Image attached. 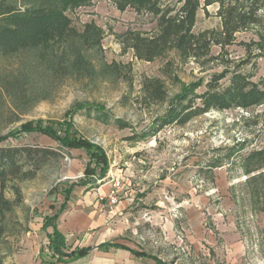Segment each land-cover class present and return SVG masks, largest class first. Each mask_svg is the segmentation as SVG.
<instances>
[{"label":"rangeland","instance_id":"obj_1","mask_svg":"<svg viewBox=\"0 0 264 264\" xmlns=\"http://www.w3.org/2000/svg\"><path fill=\"white\" fill-rule=\"evenodd\" d=\"M217 9L218 4L207 6L208 13L200 8L194 31H219ZM68 14L80 32L92 20L104 30L102 51L86 53L96 72L81 65L64 68L75 57L78 42H68L56 52L39 47L0 55V136L26 122L60 131L67 112L82 105L72 117L73 130L103 146L109 156L106 176L95 187H75L61 220L68 208L104 219L101 224L116 227L123 242L169 264H264V166L248 174L243 165L250 151L264 147V102L249 108L211 109L149 131L191 83H198L196 93H202L215 73L239 67L259 82L264 77V49L258 44L248 48L244 42L259 43L260 27L238 32L224 48L214 44L211 54L217 58L206 64L181 61L174 50L145 61L131 49L124 52L118 34L128 29L155 32L153 14L120 10L111 0H92ZM113 61L132 64L129 80L104 76V63ZM230 75L220 83L227 85ZM147 77L164 81L165 101L145 99ZM96 106L104 107L108 117L100 118ZM116 119L126 125L120 126ZM2 145H38L62 154L35 178L9 183L6 196L16 198L12 185L18 186L21 201L5 220L0 253L8 261V256L36 252L38 242L30 241L35 231L43 235L37 237L41 248L47 245L45 230L39 227L46 215L60 209L70 181L84 176L89 156L84 148H60L56 140L36 130L7 136ZM116 181H121L120 201L110 205L107 194ZM20 262L26 264L27 259ZM141 264L154 262L142 258Z\"/></svg>","mask_w":264,"mask_h":264},{"label":"trees","instance_id":"obj_2","mask_svg":"<svg viewBox=\"0 0 264 264\" xmlns=\"http://www.w3.org/2000/svg\"><path fill=\"white\" fill-rule=\"evenodd\" d=\"M111 1L120 10L133 8L138 13L153 14L157 19V30L153 33L128 29L118 34L123 51L133 50L134 56L140 60L153 61L174 50L181 61L195 59L201 64H206L212 58H217L211 54L214 44L224 48L236 40L238 32L252 26L260 27V41L259 43L244 42V44L248 48L258 44L264 49V0H204L203 2L201 0H176L174 4L165 2V0ZM91 2L92 0H0V55H16L39 47L56 52L68 42H78L79 48L74 47L75 57L63 65L64 68L66 69L69 64L67 68L69 71V68L81 65L96 72L91 60L87 59L86 53L102 51L104 30L92 20L85 23L83 31L80 32L73 25L68 14V11ZM212 4H218L216 15L221 19V29L219 31L205 29L195 32L194 26L199 9L204 8L208 13L207 6ZM101 70L104 76L129 80L132 64L113 61L109 64L104 63ZM229 70L215 73L207 83V89L202 93H196L198 83L187 85L183 92L176 96V100L172 101L171 107L163 115L157 117V123L149 131L154 133L165 125L186 122L193 115L211 109L249 108L264 102V77L256 82L252 80V73H245L240 70V67L233 71ZM228 73L231 74L229 83L221 84L220 81L225 79ZM143 91L149 103H160L167 97L165 83L158 77L145 78ZM197 98L201 101L199 105L195 103ZM81 108L82 105H78L67 112L64 122L59 124L60 131L51 126L33 125L32 122H26L20 129L11 131L7 135L20 136L22 132L28 133L36 130L56 140L60 148H84L89 156L84 176L70 181L69 187L63 190L65 199L60 209L54 215L49 214L44 217L43 226L45 228L54 227L53 232L48 235L50 248L54 253L52 261L81 257L92 250L91 246H84L66 251V236L57 229L56 222L66 209L75 187H95L97 181L106 176L110 166L109 156L103 146L81 137L82 135H78L73 130L72 117ZM95 109L99 112L100 118L108 117L104 107L96 106ZM116 121L120 126L126 125L122 119H116ZM145 134H148V131L144 132L143 136ZM7 136H0V247L5 241V220L21 201V190L18 186L12 185L16 198L11 199L6 196L5 192L9 183L14 180L33 179L43 166L49 164L51 159L58 160L62 157L59 150L51 147L38 145L4 147L2 142ZM243 165L248 174L263 167L264 147L250 151L244 158ZM99 247L124 248L131 250L135 255L153 258L157 264H169L157 255L129 248L116 241L102 243ZM0 264L15 263L6 261V256L0 253Z\"/></svg>","mask_w":264,"mask_h":264},{"label":"crops","instance_id":"obj_3","mask_svg":"<svg viewBox=\"0 0 264 264\" xmlns=\"http://www.w3.org/2000/svg\"><path fill=\"white\" fill-rule=\"evenodd\" d=\"M103 185L104 184H102V186ZM69 202L71 203L70 199L68 200L67 206L69 205ZM59 217L60 218H58L56 222L57 229L66 236V251H71L76 247L91 246L92 250H90L88 254L73 259L66 258L52 261L54 253L50 248L48 235L53 232L54 227L48 226L45 228L43 226V221L39 229L40 231H42L41 229L45 230L44 239H47L48 241L44 240L43 242H47V245L41 248V244L39 243V240L37 241V237L39 236L42 238L43 235H39V231H35V236H32L33 239L30 241L32 244L34 242H38V246L35 248L36 252L27 251L26 254L17 258L8 256V261L14 262L15 264H22L20 261L25 259H27L26 264H141L142 258H146L153 260L154 264H157L156 260L153 258L135 255L128 249L117 247H99L102 243L116 241L128 246L129 248L140 251L142 250L134 248L126 242H123L116 227L106 224L104 225L103 223L101 224V222L105 221L104 219H94L93 217L85 216L83 211L74 213L70 211L69 208L66 210V213H64V218H62V220V216L60 215ZM100 224L102 227L97 228V225L100 226ZM122 228L123 227H121L120 230H122ZM127 228L128 227H126V230ZM55 256L57 257V255Z\"/></svg>","mask_w":264,"mask_h":264},{"label":"built area","instance_id":"obj_4","mask_svg":"<svg viewBox=\"0 0 264 264\" xmlns=\"http://www.w3.org/2000/svg\"><path fill=\"white\" fill-rule=\"evenodd\" d=\"M121 181H116L114 185L110 188L109 193L107 194L110 205H115L120 201V192Z\"/></svg>","mask_w":264,"mask_h":264}]
</instances>
